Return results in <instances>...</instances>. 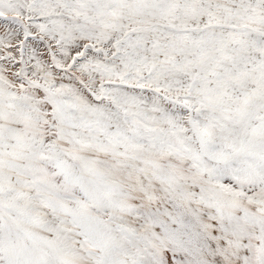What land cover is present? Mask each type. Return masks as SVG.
Here are the masks:
<instances>
[{
	"label": "snow or ice",
	"instance_id": "6c2138e0",
	"mask_svg": "<svg viewBox=\"0 0 264 264\" xmlns=\"http://www.w3.org/2000/svg\"><path fill=\"white\" fill-rule=\"evenodd\" d=\"M0 264H264V0H0Z\"/></svg>",
	"mask_w": 264,
	"mask_h": 264
}]
</instances>
